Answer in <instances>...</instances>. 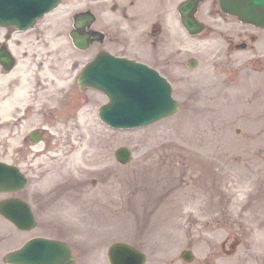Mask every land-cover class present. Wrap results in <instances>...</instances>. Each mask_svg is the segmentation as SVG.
<instances>
[{
	"label": "rangeland",
	"instance_id": "1",
	"mask_svg": "<svg viewBox=\"0 0 264 264\" xmlns=\"http://www.w3.org/2000/svg\"><path fill=\"white\" fill-rule=\"evenodd\" d=\"M217 17H207L210 25L196 35L174 33V42L184 46V55L195 56L197 64L190 67L185 59L183 64L173 61L168 75L179 106L173 114L148 125L110 127L98 117V107L106 97L80 89L76 83L59 98L40 103L29 92L34 103L27 107L33 109L35 119H20L13 125L17 131L14 149L18 150L19 138L34 126L45 127L46 132L30 149L44 144L49 149L32 158L15 155L14 161L29 173L30 186L38 188L41 198L74 209L78 264H108L106 247L117 238L136 244L145 240L143 246H150L149 264H239V256L264 246V31L259 39L249 41L253 44L240 46L236 42L245 35L235 30L239 26L245 30L247 25L230 20L235 18L229 15ZM45 36L51 37L52 32L46 31ZM69 54L70 49L62 46L55 55L65 58L61 65L64 80H73L75 69L84 60L77 55L78 65L70 70L66 67L72 59ZM239 84L252 104L251 112L242 113L236 106L237 113L215 112V98H228L220 93ZM81 104L101 127L100 152L107 168L60 169L46 181L40 168L43 159L67 151L70 139L59 125L75 119ZM193 120L200 125L193 127ZM226 140V147L221 146ZM195 141H200L198 146ZM122 144L132 152L125 163L113 155ZM158 163L160 168L171 166L151 170ZM141 164L145 168L136 170ZM232 180L240 188L228 187ZM223 241L225 247L237 241L232 254L222 250ZM185 247L194 254L189 262L179 257Z\"/></svg>",
	"mask_w": 264,
	"mask_h": 264
},
{
	"label": "flooded vegetation",
	"instance_id": "2",
	"mask_svg": "<svg viewBox=\"0 0 264 264\" xmlns=\"http://www.w3.org/2000/svg\"><path fill=\"white\" fill-rule=\"evenodd\" d=\"M202 4H205L204 8H201ZM206 4L209 6L205 7ZM218 6V0H192L191 2L189 0H58L53 9L41 17L37 23L38 27L55 26L59 31L66 29L64 33L68 42L72 41L69 35L71 29L86 31L89 40L87 47L85 49L73 47L72 50L74 54L86 55L87 60L92 59L99 52H104L116 57L144 62L162 74L168 75L173 61L177 60L178 64H183L187 55H184L182 45L174 44V33L178 34L179 29L182 28V14L186 15L193 11L195 18L201 20H205L206 16L212 18L214 14H220L222 17L223 11ZM50 13L54 15L47 17ZM85 15L87 18L83 19ZM84 20L87 23H83ZM2 28L0 27V52L4 50L5 54L0 53V69L10 71L16 62L13 45H20L22 40L27 39L28 33L27 30L22 31L21 33L24 34L12 40L13 29L8 31L5 27ZM258 29L249 26L244 32L241 28L238 33L240 35L243 33L245 39L249 38L248 40L253 41L259 37ZM240 43L244 44L246 41L240 40ZM10 55L14 58V62L7 67L4 58ZM77 64L78 60L75 61V65ZM31 117L33 116L28 113L24 120L27 121ZM27 140L24 138L23 142ZM13 143L12 135L0 143L1 160L13 162L15 154ZM20 145L16 154L27 156L30 152L28 145ZM16 198H21L31 205L36 223L33 228L26 227V224L24 227H19L12 217H26L21 210L16 213L12 211L10 213L12 217L0 213V264H22L6 262V252L18 247L27 239L39 235L67 240L71 252L77 256V250L72 241L57 234L62 227L65 231L70 229V225L66 221L62 223L58 220L61 216L60 212H56L57 218L54 213H51L55 200L42 201L41 194L28 186L20 190L0 192V203L4 201L6 204L9 203V210H13V201ZM63 211L66 216L67 207H63ZM222 245L224 246V242ZM226 249L228 252H233L231 245ZM262 249L246 251L238 259L241 264H264V246Z\"/></svg>",
	"mask_w": 264,
	"mask_h": 264
},
{
	"label": "bare ground",
	"instance_id": "3",
	"mask_svg": "<svg viewBox=\"0 0 264 264\" xmlns=\"http://www.w3.org/2000/svg\"><path fill=\"white\" fill-rule=\"evenodd\" d=\"M36 29H28V33ZM51 32V37L45 36V34L36 35L38 32L34 33L35 35L33 36L28 34V40H24L20 45H13L14 51H20L18 60L13 68L10 71L0 69V138L9 137L11 134L15 136L17 134V131H14L15 127L13 129V125L20 120L22 113L19 111L24 106V103L21 101L17 102L15 101L16 99L19 98L22 100L30 92L38 98L40 103L42 99L59 98L63 93L62 91L65 92L69 88L68 83L64 80V72L61 70V64L58 63L57 69L54 66L56 50L66 41L63 35H59L60 31L55 26ZM18 35L20 33L13 32L11 34L12 40L17 38ZM44 48L45 51L42 53ZM34 51L35 53H33ZM55 70H58V73ZM235 87L236 89L220 93V96H229L228 98L222 101L216 100L218 96L215 98V112L221 109V111L229 110L233 113L236 111L235 106L239 107V111L242 113L251 112L252 104L249 103L250 101L247 96L243 95L244 86L239 84ZM238 90L241 93H238ZM230 106H233V108L230 109ZM252 114L253 116L255 115L253 112ZM60 123L59 127L63 134L68 136L70 142L66 146L68 149L65 153L55 155V157H52L54 159L50 158L45 162V165L42 167V175L45 174L44 178L46 181L51 179V173L58 172L60 169H68L76 172L77 170L99 171L107 168V162L102 158L100 152L101 127L93 117L86 114V106L81 105L75 119L70 118L68 122ZM197 125H200V123L193 120L192 126ZM195 135L192 136V139L195 138ZM199 142L195 141V146H198ZM226 142L227 140L221 141V146H224ZM236 148L240 147L238 146ZM98 165L100 166L98 167ZM170 166L163 167L169 168ZM163 167L160 168L158 163V166L152 167L153 169L151 170L154 172L161 171ZM144 168L143 164H141L136 167V170ZM111 180L109 178V181ZM230 184L231 186L228 187H233L235 190L240 188L236 180L230 181Z\"/></svg>",
	"mask_w": 264,
	"mask_h": 264
},
{
	"label": "water",
	"instance_id": "4",
	"mask_svg": "<svg viewBox=\"0 0 264 264\" xmlns=\"http://www.w3.org/2000/svg\"><path fill=\"white\" fill-rule=\"evenodd\" d=\"M0 1V9H2L0 10L1 23H14L22 26L31 23L33 18L41 13V11L36 10V7L22 11V8L17 5L18 0ZM43 2H46V0L40 1V3ZM221 6L225 10L237 14L242 20L264 25V0H221ZM185 20L190 32L198 31L201 28L196 26L189 17H185ZM80 40L82 41V39ZM194 61V59H190V64L193 65ZM137 71L141 75L134 74L132 76V72L131 75L129 71H122L119 78L120 84H116L117 88L107 80L109 75H112L110 71L105 73V71L100 72L99 69H95L94 77H89V68L87 70V66H85L78 76V81L80 86L92 85L107 93L109 101L101 106L99 113L101 117L114 125L141 124L173 111L177 107V102L172 99L169 87H165L166 82L163 77L158 78L154 73L143 67ZM33 135V140L39 137V133L36 131L33 132ZM114 153L121 162L127 161L130 157V150L126 146H119ZM10 172L14 173V180H17V183L20 184L23 181V176L15 168ZM44 244L47 245L46 251L50 250L51 252L48 258L39 257L40 259L37 261L33 263L26 261L27 263L75 264L72 261H65V258L69 257V250L64 245L62 252L59 241H45ZM29 248L28 246L24 247L20 253L23 250L36 251L35 248ZM182 255L186 259H190L192 256L187 250L183 251ZM109 258L111 264H140L144 259V255L126 243L117 242L110 246ZM14 259L23 261L22 257H15ZM28 260H33V258L30 257Z\"/></svg>",
	"mask_w": 264,
	"mask_h": 264
}]
</instances>
